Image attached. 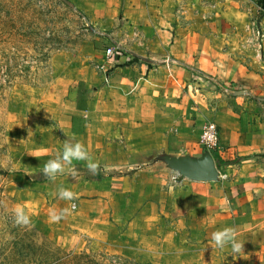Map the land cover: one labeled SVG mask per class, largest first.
Returning <instances> with one entry per match:
<instances>
[{"label":"rangeland","instance_id":"rangeland-1","mask_svg":"<svg viewBox=\"0 0 264 264\" xmlns=\"http://www.w3.org/2000/svg\"><path fill=\"white\" fill-rule=\"evenodd\" d=\"M68 1L74 9L61 0H0V254L45 240L72 257L85 254L106 264L102 255L141 264H239L230 246L215 248L202 223L172 215L167 196L149 205L144 196L128 199L107 191L99 184L103 176L83 178L75 168V175L53 182L42 168L65 142L62 91L84 71L109 74L116 65L106 59L109 49L143 56L150 70L173 57V40L184 29L222 24L225 7L247 12L236 11L232 19L250 27L264 18V0ZM61 186L76 198L53 195ZM71 204L72 215L50 221L51 209ZM16 206L29 216L28 225L15 222ZM0 264L9 262L0 257Z\"/></svg>","mask_w":264,"mask_h":264},{"label":"crops","instance_id":"crops-1","mask_svg":"<svg viewBox=\"0 0 264 264\" xmlns=\"http://www.w3.org/2000/svg\"><path fill=\"white\" fill-rule=\"evenodd\" d=\"M239 11L225 7L222 24L178 33L174 63L149 70L143 56L122 53L109 74L87 70L69 80L59 125L99 162L93 175L75 161L83 178L103 176L107 191L149 205L167 196L172 215L202 223L208 238L236 228L239 264H264V53L247 37L250 22L232 19L248 15ZM260 26L264 32V18ZM209 122L220 131L214 152L200 144ZM211 165L217 174L199 171Z\"/></svg>","mask_w":264,"mask_h":264},{"label":"clouds","instance_id":"clouds-1","mask_svg":"<svg viewBox=\"0 0 264 264\" xmlns=\"http://www.w3.org/2000/svg\"><path fill=\"white\" fill-rule=\"evenodd\" d=\"M74 161L86 162L88 172L93 175L99 173V162L93 160L86 146L79 141H65L62 151L58 152L54 159L48 160L43 165L42 173L48 180L53 182L57 176L65 174L75 175L77 170L73 166ZM53 195L57 196L60 200L69 202L76 198V193L63 186L59 187ZM75 207V204H71L69 207L60 210L51 209L49 211L50 221L58 223L61 219H67L68 216L72 215ZM14 217L18 225H28L30 223L29 216L20 206H16L14 209ZM237 236L238 230L236 228L226 227L212 233L211 240L215 248L223 251L230 246L234 254H239L243 250L244 244L237 239Z\"/></svg>","mask_w":264,"mask_h":264},{"label":"trees","instance_id":"trees-1","mask_svg":"<svg viewBox=\"0 0 264 264\" xmlns=\"http://www.w3.org/2000/svg\"><path fill=\"white\" fill-rule=\"evenodd\" d=\"M61 1L68 7L72 9L75 8L70 1ZM80 15L84 17L81 12ZM22 237L26 238V234L24 233ZM21 245H24L23 240L18 241L15 244L16 247H19ZM7 252L8 251H4L3 253H1L0 257L2 261L9 262V264H29L32 263L33 258L36 260L35 264H85V262L86 264H106L92 260L88 255L85 254L72 257L71 255H67L66 253L62 252L59 248H54L51 242L45 240L41 244H39L38 241L37 243H31L29 244L28 248H17L13 253L10 254ZM101 257H103L104 262L107 261L108 264H141L132 259H127L119 256L102 255Z\"/></svg>","mask_w":264,"mask_h":264},{"label":"built area","instance_id":"built-area-1","mask_svg":"<svg viewBox=\"0 0 264 264\" xmlns=\"http://www.w3.org/2000/svg\"><path fill=\"white\" fill-rule=\"evenodd\" d=\"M261 15L264 16V12ZM250 29L252 31V37L253 39H255V45L257 46L259 52L261 53L262 49L264 48V32L260 26L259 20L253 22L252 25L250 26ZM121 54L122 53L119 51L114 53L111 49H109L105 53L106 59H113V60H115V58L120 56ZM104 69L105 66L102 65L101 70ZM200 144L208 152H214L218 149L220 145V131L216 122H209L204 126L200 137Z\"/></svg>","mask_w":264,"mask_h":264},{"label":"water","instance_id":"water-1","mask_svg":"<svg viewBox=\"0 0 264 264\" xmlns=\"http://www.w3.org/2000/svg\"><path fill=\"white\" fill-rule=\"evenodd\" d=\"M240 94H245V93H240ZM199 171H202L206 176H213L217 174V172L215 171L214 165H211L206 168H199Z\"/></svg>","mask_w":264,"mask_h":264}]
</instances>
